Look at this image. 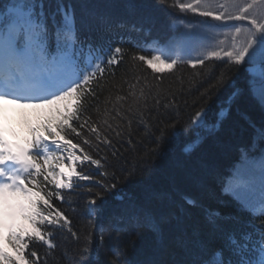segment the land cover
I'll return each mask as SVG.
<instances>
[{
	"label": "snow or ice",
	"instance_id": "1",
	"mask_svg": "<svg viewBox=\"0 0 264 264\" xmlns=\"http://www.w3.org/2000/svg\"><path fill=\"white\" fill-rule=\"evenodd\" d=\"M156 3L177 14L191 12L215 21H244L246 26L232 25L233 31L227 34L191 30L186 34L187 43L179 50L170 48L168 55L157 50L158 54L146 56L129 53L120 46L85 43L79 35L77 6L67 0H10L0 9V113L5 103L35 110L22 137L0 124V264H56L58 238L65 233L78 242L81 238L73 231V221L65 210L53 201L67 203L75 212L68 198L86 192L84 214L95 221L103 211L104 194L122 180L147 171L151 155L170 134H175L181 105H187L183 96L193 88L191 82L185 87L181 80L174 90L165 89L159 77L142 83L141 77L134 76V82L126 81L128 90L124 95L101 100L108 78L115 75L114 68L125 55L151 68L154 74H162L165 69L174 73L184 65L203 68L206 60L221 61L223 70L211 76L197 73L208 86L202 92L197 88L199 100L193 107L201 100L206 104L215 92L232 85L237 76L244 83L234 95L251 94L264 106V0ZM219 35L224 39L220 40ZM215 41L218 43L213 44ZM84 49H88L86 55ZM194 51L198 52L195 56ZM205 115L201 105L189 120L203 127ZM152 127L158 133L156 148L135 166H125L121 149L125 144L134 148L133 138L140 130L154 135ZM258 135L259 141L248 145L260 153L258 162L253 158L248 169L251 176L259 171L258 193L238 174L224 185V192L252 217L248 231L227 234L226 264H264V124ZM72 136L80 137V142H73ZM92 166L101 170L100 176L105 179H97L89 171ZM109 176L110 182L106 180ZM97 187L99 190L94 191ZM221 221L220 211L207 212L203 224L182 231L177 242L180 259L150 264H225L220 259L224 248L213 247L203 239L204 232H223ZM129 226L135 229L137 238L143 235L142 229L160 237L163 218L130 202L129 208L109 223H90L73 264H98L106 233H116L109 249L110 264H141L129 254L136 241L119 239ZM30 246L27 258L25 250ZM41 248L43 257L38 252Z\"/></svg>",
	"mask_w": 264,
	"mask_h": 264
},
{
	"label": "trees",
	"instance_id": "2",
	"mask_svg": "<svg viewBox=\"0 0 264 264\" xmlns=\"http://www.w3.org/2000/svg\"><path fill=\"white\" fill-rule=\"evenodd\" d=\"M10 0H0V9ZM75 4L79 28L86 27V30L98 31L100 27H108V21L116 22L121 16L135 20L140 23L151 25V31L163 30L167 27L168 21L174 11L156 3V0H67ZM129 53L143 54L140 49L125 47ZM147 56V55H146ZM223 70L221 61H205V67L197 66L191 68L184 65L174 73L168 72L162 75L154 74L152 69L139 61H132L128 55L114 68L115 75L108 78L105 85V92L101 96L103 101L109 95L115 99L116 95H124L128 90L126 81L134 82V76H139L143 82H153L154 77H159L165 89H177L180 81H184L186 87L193 83L191 93H185L183 99L187 105L182 104V111L179 115V123L175 134H170L159 146L158 151L151 155L147 163V171L140 172L117 184L115 189L104 194L103 211L95 221H89L84 214L86 203V192L81 195H74L68 199L72 202L69 209L66 203L58 207L65 210L66 215L73 221V231H76L81 240L78 242L69 234L65 233L59 237V248L56 250V264H73L74 254L80 243L83 242L85 234L89 231L91 224H107L114 218H118L130 205V202L142 206L145 212H150L157 217L163 218V233L157 237L147 229H142L143 235L140 238L135 236V229L129 226L128 232L121 233L119 239L136 241V247L129 249L130 256L140 261L141 264H150L154 261H176L181 258L177 242L185 228L193 225H201L205 221L207 212L220 211L222 214L223 232L203 233V239L211 246L224 248L220 257L222 261L228 260L226 248L227 234L230 232L248 231V221L252 219L246 213L240 211L236 200L224 192L223 180L227 169L232 166L238 157L240 148L247 145L251 140L253 130L263 118V107L251 94L246 96L234 95L238 86L241 85L242 77L237 76L232 85H226L218 92H215L211 99L205 104L202 100L200 105L193 107V103L199 100V91H204L208 84L197 73H204L211 76L213 73ZM107 76V74H106ZM180 78V79H177ZM199 81L200 83H195ZM214 83V79L212 80ZM244 83V82H243ZM203 84V87H201ZM141 85H138L140 87ZM203 106L206 112L207 124L205 128L197 130L198 125H193L189 115ZM227 109L225 114H220L223 108ZM229 107V108H228ZM211 112V114L208 113ZM212 117V118H211ZM25 124L28 120H19ZM155 125L156 122L153 121ZM150 135L143 130L137 132L133 138L134 148L124 145L121 151L126 161L125 166H135L140 163L141 158L146 159L150 149L156 148L155 127L151 128ZM196 131L202 132L201 143L187 150L190 137L197 136ZM73 142H80V137L72 136ZM246 148V147H245ZM186 149V150H185ZM87 150V148H86ZM79 170V169H78ZM91 171L97 179H105L100 176V171L92 166ZM111 173V169H108ZM123 175V173H118ZM108 182L111 177L106 178ZM82 184H89V181H82ZM99 188H94L98 191ZM193 201L194 203H189ZM100 203V201H98ZM259 223L258 220L254 221ZM116 233L109 236L105 234L104 251L99 256L98 264H110L111 241ZM97 238L93 235V255H95V244ZM25 250V256L28 252ZM43 257L44 250L38 249Z\"/></svg>",
	"mask_w": 264,
	"mask_h": 264
},
{
	"label": "rangeland",
	"instance_id": "3",
	"mask_svg": "<svg viewBox=\"0 0 264 264\" xmlns=\"http://www.w3.org/2000/svg\"><path fill=\"white\" fill-rule=\"evenodd\" d=\"M188 16L192 17L191 14L194 13H187ZM193 19H195V22H191L189 21V17H187L185 23H186V28H185V33H183L182 36H180V44H186L188 41V36L186 34H189L191 30L197 31V32H206L209 35L214 34L213 33V26H217V27H223L222 29L219 30L218 33H224L227 34L231 31H233L232 25H237V26H246V22L244 21H233V20H229V21H215L212 20L211 18H207V17H203V19L205 20V23L200 22V20L196 17H192ZM216 27V28H217ZM219 39L223 40L224 39V35H219ZM179 41V40H178ZM218 41L213 42V44H217ZM207 49L201 50V51H206ZM195 54L197 55L198 52L195 51ZM160 67H163L162 65H160ZM169 71L167 69H165L164 73H168ZM163 74V73H162ZM159 74V75H162ZM258 85L256 86L255 89V93L257 94V90H258ZM240 171V169H238ZM246 176H250L253 177L251 175H249L248 173V169L246 170Z\"/></svg>",
	"mask_w": 264,
	"mask_h": 264
}]
</instances>
